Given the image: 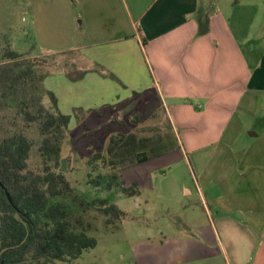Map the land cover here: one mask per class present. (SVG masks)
I'll return each instance as SVG.
<instances>
[{
	"label": "crops",
	"instance_id": "crops-1",
	"mask_svg": "<svg viewBox=\"0 0 264 264\" xmlns=\"http://www.w3.org/2000/svg\"><path fill=\"white\" fill-rule=\"evenodd\" d=\"M54 1L44 48L77 51L86 70L77 80L64 70L57 74L61 112L68 113L70 95L72 108L97 113L152 91L171 126L182 129L200 193L212 203L205 209L208 222L193 236L142 242L137 264H264V16L257 6L238 0ZM245 134L251 141L242 144ZM142 163L121 170L120 178ZM128 177L122 176L126 183Z\"/></svg>",
	"mask_w": 264,
	"mask_h": 264
},
{
	"label": "rangeland",
	"instance_id": "rangeland-1",
	"mask_svg": "<svg viewBox=\"0 0 264 264\" xmlns=\"http://www.w3.org/2000/svg\"><path fill=\"white\" fill-rule=\"evenodd\" d=\"M238 2L253 5L252 9L257 6L259 17L264 16V0ZM210 11L213 8L208 6L206 15ZM247 11V14L252 12L251 8ZM55 13L54 0H0V46L9 44L19 51L22 58L34 64L38 74L50 76L46 85L44 81V85L52 88L49 90L53 92L55 89L59 92L62 76L57 74L64 70L71 78L85 69L79 67L82 57L77 51L60 53L44 48L43 42L46 40L44 41L42 34H48V27L52 29ZM63 87V97L66 96L64 98L67 100L70 97L66 112L71 115V121L62 143L61 166L58 170L66 175L77 193L88 194L92 199L110 198L126 215L114 230H107L102 224V218L91 220L99 212L90 207V214L85 215V219L91 220L96 228L90 234L97 238V245L84 250L78 258L71 261L57 260L52 264H137L135 250L142 242L156 245L162 244L166 239L190 237L195 234L199 224L208 222L205 209L209 204L212 208V203L209 201L207 204L208 199L200 193L195 175L197 172L190 165L192 156L182 147V129L171 126L162 102L152 91L136 95L120 109L112 111L107 106L103 111L95 113L72 108L74 100L69 87L64 84ZM18 100V97L7 100L0 107V138L18 127H24L22 119H15ZM62 106L64 108L65 104L60 109ZM15 121L21 123L17 126ZM259 130L264 131V126L259 127ZM24 131L35 143L30 153V167L40 172L42 162L37 151L39 125L33 123L24 128ZM118 132L136 133L139 137H161V146L157 143L155 146L160 150H167L153 160L121 172L124 186H138V195L124 191L120 184L108 188L109 177L98 178V175H107L110 169L102 160L93 164L90 161L95 153L107 155L110 137ZM244 138L240 143L251 141L247 134ZM124 174L129 175L128 183L122 178ZM92 179L101 182L97 184ZM74 214H77L76 210Z\"/></svg>",
	"mask_w": 264,
	"mask_h": 264
},
{
	"label": "trees",
	"instance_id": "trees-1",
	"mask_svg": "<svg viewBox=\"0 0 264 264\" xmlns=\"http://www.w3.org/2000/svg\"><path fill=\"white\" fill-rule=\"evenodd\" d=\"M85 73L86 70L71 78L77 80ZM45 78L19 51L9 44L0 46V107L18 97L15 119H22L24 126L0 138V264L71 261L97 245V238L90 234L96 229L91 220L100 217L107 230H114L126 215L110 198L92 199L88 194L77 193L66 175L58 170L71 115L61 112L56 94L44 85ZM14 123L18 126L21 122ZM33 123L40 128L37 146L42 162L40 172L30 167L35 143L24 131ZM156 138L139 137L136 133L113 134L107 155L98 152L90 160L92 164L102 160L110 169L107 175L99 173L98 178L109 177L110 189L120 184L124 191L139 194L137 186H124L119 173L166 153L167 150L155 146V143L161 146V137ZM92 182L101 181L92 179ZM90 207L99 213L88 220L85 215L90 214Z\"/></svg>",
	"mask_w": 264,
	"mask_h": 264
},
{
	"label": "water",
	"instance_id": "water-1",
	"mask_svg": "<svg viewBox=\"0 0 264 264\" xmlns=\"http://www.w3.org/2000/svg\"><path fill=\"white\" fill-rule=\"evenodd\" d=\"M2 187L4 188V185H2ZM6 195L8 196L9 199H11L10 194L6 191Z\"/></svg>",
	"mask_w": 264,
	"mask_h": 264
}]
</instances>
